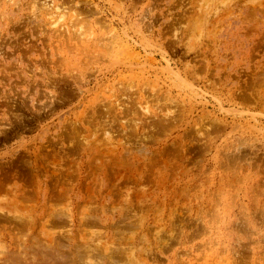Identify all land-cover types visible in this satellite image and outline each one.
Instances as JSON below:
<instances>
[{"label": "rangeland", "instance_id": "rangeland-1", "mask_svg": "<svg viewBox=\"0 0 264 264\" xmlns=\"http://www.w3.org/2000/svg\"><path fill=\"white\" fill-rule=\"evenodd\" d=\"M0 264H264V0H0Z\"/></svg>", "mask_w": 264, "mask_h": 264}, {"label": "bare ground", "instance_id": "bare-ground-1", "mask_svg": "<svg viewBox=\"0 0 264 264\" xmlns=\"http://www.w3.org/2000/svg\"><path fill=\"white\" fill-rule=\"evenodd\" d=\"M50 4H48L49 6H48L47 10L45 11V15L49 16L48 18H49L50 22H52V24H55V23L57 24L58 22H61V18L63 16V14L62 15L59 14L58 8L56 7V5L51 6ZM80 35H82V34H80Z\"/></svg>", "mask_w": 264, "mask_h": 264}]
</instances>
